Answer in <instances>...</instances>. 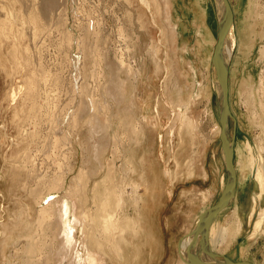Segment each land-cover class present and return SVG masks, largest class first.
Instances as JSON below:
<instances>
[{
  "label": "bare ground",
  "instance_id": "1",
  "mask_svg": "<svg viewBox=\"0 0 264 264\" xmlns=\"http://www.w3.org/2000/svg\"><path fill=\"white\" fill-rule=\"evenodd\" d=\"M258 1L249 0L246 4L244 0H227L232 12V25L229 27L225 37L223 57L224 62H228L226 81L227 105L231 115V118H228V140L229 142H232V164L235 173V187L233 198L229 204L230 207H226L228 212L231 210L229 212L230 215L219 220L218 216L221 214L222 210L219 211L213 222L207 228L206 245L214 254L215 252L222 255L230 253L236 255L242 253L241 251L243 250L237 248V240L243 235H246L248 242H251L260 234L264 237V207L261 206V203L264 201V163L261 157H259L258 167L256 171H254L255 159L253 147L250 143L249 137L245 133L246 127L248 128L250 126V117L249 115L247 116V122L239 119L238 130V121L236 119V131L235 136L233 137L231 135V127L229 123V119L232 120L234 117H232V112L235 114L239 113L237 111L238 104L241 107L249 104V98H253V113L255 115L254 117H256L257 103L255 93H258L261 97L259 106L264 114V71L259 73L257 79L254 68L257 62L253 61L256 55L257 42L264 39V30L262 23L260 22L262 16L260 13L259 15L257 13V9L261 6L257 7L258 3L256 4V2ZM139 2L146 9H149L150 4H148L147 0H139ZM154 2L157 4V13H160L162 18H166L165 21H167L168 33L165 35L167 38L168 36L170 37L166 42L169 46V51L175 55V47L177 45L175 39H179L183 36L182 31L187 27V20H184L178 14L179 7L177 6V0H162L161 4L158 0H154ZM53 3L57 7V4L54 1ZM71 3L75 4L74 0H71ZM215 3L217 7L221 9V0H196L193 3L194 8H192L193 17L191 22L197 35L196 41L191 50L196 57V66H199L203 71L201 74L204 81L202 83L203 85L200 84L195 87L194 96L199 97V101L201 102L205 101L207 107L204 108L202 112L198 113L196 118H190L187 111L190 109V105H193L195 102H192L193 104H187V101L184 104V87L179 84L175 85V81L173 80L171 82L169 81L171 83L170 88H172V91L174 92L173 94L170 93V109L175 110L176 91L177 97H179L178 108H184L185 110V112L182 111L183 114L181 113V115L183 116L182 118L187 119L186 126L195 127V124L197 126V123L198 125H201L199 123L203 121V116H208L214 127V133H210L211 138L213 137V134L220 137L221 133L219 118L217 120L215 115L217 113V107L214 109V104L212 103L213 100H215L216 103L214 92L216 94V90L219 87L216 83V72L214 67L213 78L211 79H215V82L209 80L208 72H205L203 69L204 67L207 69L208 65L212 63V51L214 50L213 48L216 43L217 10ZM213 7L215 15L211 12ZM51 8L52 7L49 9ZM52 9L54 10L56 8ZM209 12L211 13L213 20H215L214 26L210 23L212 19ZM236 13L238 14V17ZM48 15L51 14L48 13ZM52 15L54 17V14ZM59 15L58 18L60 19L61 17L60 20L63 21L64 17L62 18V15ZM45 20L46 19L44 18L43 21ZM87 20L90 19L88 18ZM239 20L241 21L239 22ZM63 22L62 24L65 25L66 22ZM52 23L55 24L54 22ZM77 26H79V24ZM142 26L143 28L145 27L144 25ZM96 27L97 28L94 27L92 21H89L85 26H81V28L79 27L80 31L78 28L79 33L77 36L72 34L67 28H64L63 30L65 36L63 46L69 48L68 50H70V46H73L74 48L73 52H68L65 49L66 52L63 55L65 56L67 63L66 76L68 77V81H66V91L67 93H70L72 101H69V105L67 101V108L63 113H53L49 110V112L52 113L48 114V116L50 115L48 132L51 130V133H53V147H58L60 145L68 146V148H66L68 153L57 152L58 154L56 155L59 157L63 156L67 161V166L65 169H61L60 166L62 165L59 166L60 163H57L56 167L58 166V169L53 172V176L48 180H45L47 173L42 167H40V169H38L39 167L36 168V163L31 160L33 165L31 164L32 166L29 170L33 173L35 188L33 191L29 192L32 205L30 202L29 205H23L22 212L23 210L26 211L25 208L36 206L34 212H37L36 219L38 227L36 228H38V230L34 235H30L27 231L28 228H30V224L22 225V219L15 222V225L13 226V236L16 233L15 235L18 236L19 239H26L27 247H21V251L24 249V252L26 253V256L22 257L24 259V261L22 260V264H101V261L109 260L116 256L118 258L122 256L120 258L130 260L129 255L132 252L128 255L127 248V246H130L128 243L129 236H136L135 238H132L133 240L137 238L139 241L141 240V244L138 246H140L139 250L142 251V254L148 247L149 243L148 238L145 236L146 231L143 227L142 210L148 206L149 201L153 202L152 197H154V193L158 191L160 185L163 184V179H168L169 177L173 178L171 170L168 171L167 169L161 171V168L157 167L158 165L156 166L155 164L148 163L149 161H146L144 154H142L143 150H141L143 148L142 143L149 137L148 132H151L153 133L152 135H154L164 123V117L162 116L163 113L161 114L162 101H160L159 98H157V101L154 103L151 101L152 82H154V78L150 72H148L149 70L147 71L145 65L146 56H151L150 59L153 61L155 72L162 70L160 66L161 61L159 62L158 58L159 42L156 43L151 40L149 44L147 43L146 50L143 51L141 55L138 53V58L134 54L135 56H132L133 60L127 62L118 60V64H115L112 63L113 61H109L107 57L108 55H105L108 48L105 52L103 51L104 53L102 52V55L99 54V42L102 44L99 36L102 31L98 29V26ZM140 34L141 33L136 31L134 33V41L136 44L140 41ZM161 35L163 36V34ZM234 38L235 41L236 39L239 41L240 54H237L236 58L232 60L233 55L231 56V51L233 46L237 43L235 42L234 44ZM126 47H128V43ZM131 51L136 53L135 45L131 47ZM258 54V61H263L264 46H260ZM87 55L91 58L90 65L87 63ZM172 64L175 68V60ZM192 71L195 74L197 70L193 68ZM44 72L45 71H43V73ZM40 73L42 74V72ZM173 73L175 74V69H173ZM41 76L42 75H40V77ZM181 76L184 75L182 74ZM40 77H38L39 80ZM57 78L59 79V76ZM189 78L185 77L184 79L188 81ZM59 83L61 82L59 81ZM164 90L165 89H163V91ZM21 92L22 87L20 86L12 91L9 96L12 104H15L17 97H19ZM152 114L153 121L151 122L150 117ZM171 132L168 133L169 136L172 134ZM48 136L50 135L47 134L46 140L48 139ZM47 141L51 143L49 139ZM196 141L197 140L195 139V142ZM206 141L207 140H205V142ZM48 142L45 143L46 146L44 145V150H46V147L47 149L49 148ZM76 146L82 149L83 160L80 162H82L81 164L83 165L78 167L77 174L70 178L72 180L68 181V176L75 173L74 169L76 165H74L75 163H73L74 161L72 160V157H74ZM202 146H204V143H202ZM42 151L40 153H42ZM262 152L264 151L262 150ZM43 155L45 156L44 153L41 156ZM53 155L55 156V154H52V156ZM37 157H40V155ZM45 157L48 158V155ZM222 159V157L220 159V156L216 154L210 167L211 172L207 173L206 169L203 168L202 177L211 182V187L209 190L201 193L202 207L197 214H194V218L191 219L192 221L189 223L190 226L188 230H186L184 238L179 241L180 243L178 242L177 252L179 256L177 255V264H196V261L199 260V258L196 259L198 257L197 251H195L193 255L190 252L193 236L189 234V231L192 226L194 227V225H196L199 215L209 207L215 205L224 189L226 183V169L225 165L222 164ZM46 161H48V159ZM56 161H58V159ZM118 161L121 163L119 166H117ZM27 168L26 170H28ZM92 181L94 182V185L90 187ZM127 187L129 188V191H126ZM141 190H144L143 195L140 194ZM26 193L28 195V191H26ZM48 195H52L53 197L47 199ZM90 202L94 206L93 210L89 208ZM208 202L211 203L207 205ZM37 207L39 208L37 209ZM255 216L257 217V220L254 222ZM18 217L20 218L22 215H18ZM52 227L53 234L56 236H53L54 238L52 239H55L54 241L57 244L54 247H48L46 245L47 243H50V241L48 242V239H46L45 236L46 231H51ZM1 228L2 230H0V234L5 235L6 237L1 246L4 251L8 249L9 243L7 242L8 240L10 241L11 238L9 230L8 228L6 229L4 224L1 225ZM9 228H12V226ZM21 228L23 230H21ZM247 228H250V230L247 231ZM113 235L114 238L112 239L111 236ZM110 238L112 241L114 240V242H111L109 240ZM199 239L200 236L198 235L197 240ZM108 242L114 243V247L105 250L106 247L111 245L109 243V245H106L105 247L104 244ZM213 242H216V247L212 245ZM176 244V239L170 241L168 243V248L176 250ZM141 245H143L142 248ZM248 253L249 250L246 249V254ZM201 256L205 261L216 263V259L210 258L204 254ZM136 257L138 256H133L134 259H137ZM120 258L119 260H121ZM219 258L220 256L217 255L218 261H223V258L226 257H223L222 260ZM142 261L141 264H144V260ZM15 262L9 261L8 258H4L2 264H20Z\"/></svg>",
  "mask_w": 264,
  "mask_h": 264
},
{
  "label": "rangeland",
  "instance_id": "2",
  "mask_svg": "<svg viewBox=\"0 0 264 264\" xmlns=\"http://www.w3.org/2000/svg\"><path fill=\"white\" fill-rule=\"evenodd\" d=\"M53 1L57 4V7L54 5ZM158 1L160 4L162 3V0ZM195 1L196 0H177V6L179 7L178 14L184 20H187V27H185L182 31L183 36L179 39H175V43L177 45L175 47L174 55V53L169 51V46L166 42V40L170 38L169 36L167 38L165 35L168 33L166 24L167 21H165L166 18H162L161 14L157 13V4L154 2V0H147L148 4H150L149 9H146L144 6H142L139 0H74L75 4H72L71 0H0V230H2L1 225L4 224L6 229L8 228L11 238H9L10 241L8 240L7 242L9 243L8 249L3 251L1 246L6 237L5 235L0 234V264H2L4 258H8L9 261H16L15 263L22 264L24 261L22 257L26 256V253L24 252L25 250L23 249V251H21V247H27L26 239H19L18 236L15 235V232L13 236L12 229H14L13 226L15 225V222L22 219V225L29 223L30 228H28L27 231L30 235H34V233H36L38 230V228H36L38 227V222L36 219L37 212H34L36 206L25 208L26 211L23 210L22 212L23 205H29V202L32 205L29 192L33 191L35 188L33 182L34 176L29 170L33 165L31 160L36 163V168L39 167L38 169H40V167H42V169L47 173L45 180H48L51 176H53V172L58 169V166L56 167L57 163H60L59 166L62 165L60 166L61 169H65L67 166V161L63 158V156L59 157L56 155L59 152L68 153V150L66 149L68 146L60 145L61 148L60 146L53 147V133H51V130L48 132L50 116H48V114H51L52 112L63 113L67 108V101L69 105V101L71 100L70 93H67L66 91V81H68V77L66 76L67 63L65 56L63 55L66 50L68 52H73L74 48L73 46H70V50H68L69 48H65L63 46L65 37L63 30L64 28H67V30L71 31L72 34L77 36L81 26H85L89 21L93 22L95 28L98 26V29L102 31L100 32L99 36L102 44L101 42H99V45L97 43L98 47L100 48L98 49L99 54L102 55V52H105L108 48L106 51L107 54L105 52V55H108L107 57L109 61H113L112 63L115 64H118V60H123L125 62L133 60L132 56L134 57L135 55L138 58L139 55H141V53L146 50V47L151 40L155 41L156 43L159 42L158 58L159 62L161 61L160 66L162 70L159 71L160 73L155 72L153 61L150 59L151 56H146L145 65L147 71L149 70L148 72H150L154 78V82H152L154 85L152 84L151 90V96L153 99L151 98V101L154 103L157 101V98L162 101L161 114L163 113L162 116L164 117V123L162 124L163 126L158 129V134L154 133V135H152L153 133L148 132L149 137L145 140V142L142 143L143 148L141 150H143L142 154H144L146 161H149L148 163L153 165L155 164L156 166L158 165L157 167H160L161 171H165L167 169L168 171L171 170L173 175V178L169 177L168 179H163V184L160 185L158 191H156L154 193V197H152L153 202L149 201L148 206L142 210L143 227L146 231L145 236L148 238L150 243H148L147 250H144L145 248L143 249L144 251L142 253V259L140 258V246H138L140 245L141 240L139 241L138 238L133 240L132 238H135L136 236H129L128 243L130 244V248L127 246L128 255L130 252L133 253H130L129 255L130 260H124L120 258L122 256L119 257L121 259L119 260V258L116 256L117 258L113 257L114 260L113 258L104 261L100 260L101 264H107V262L108 264H141V262H143L142 260H144V264H177L176 261L178 259V252L173 248L167 249L168 243L175 239L178 243L184 238L186 230H188L190 226L189 223L192 221L191 219L194 218V214H197L199 209L202 207L201 193L209 190L211 187V182L202 177L203 168L206 169L207 173L211 172L210 167L215 159V155L218 154L221 156L220 140L219 137L214 134L211 138V134L214 133V127L208 116H203V121L199 123L201 125H198L197 123V126L200 129L196 126V124L195 127L186 126L187 119L182 118L183 116L181 115V113L183 114L185 110L184 108H178L179 97H177L176 91L175 110L170 109L169 106L170 93H174L172 88H170V82L173 80L175 81V85L179 84L184 87L183 103L185 104L187 101V104L195 102L194 104L192 103L193 105H190V109L187 111L190 118H196L197 114L202 112L203 109L207 107V103L205 101L201 102L199 101V97L194 96L195 87L204 82L201 74L203 71L199 66H196V57L191 50L196 41L197 35V32L191 22L193 17L192 8H194L193 3ZM248 1L249 0H244L245 3ZM256 4L257 7L260 5L262 6L257 9V13L258 15L260 13L262 16L260 18V22L262 23L264 30V0H260L256 2ZM48 6L49 8H56L54 9L55 11L52 8L49 9ZM211 12L215 15L214 7L212 8ZM48 13L51 15H48ZM52 14H54V17ZM59 14L62 15V18L64 17L63 21L66 22V26L62 24L63 21L60 20L61 17L60 19L58 18L60 16ZM236 15L238 17L237 13ZM236 15L234 14L235 17ZM210 17L212 19L210 23L212 26H214L215 20H213L211 13ZM44 18L46 19L45 21H43ZM88 18L90 20H87ZM240 21L241 20H239V22ZM78 24L79 26H77ZM142 25L145 27L143 28ZM135 31L141 33V42L139 41L137 44L134 41ZM161 34H163V36ZM235 42L238 44H235ZM127 43L130 50L128 47H126ZM234 44L236 46L234 45L235 47L233 46L231 51V56L233 55L232 60L236 58L237 54H240L239 41L237 39L235 41V38ZM134 45L136 46V53L131 51V47ZM261 45L264 46V39L257 42L256 55L255 58L253 57L254 59L252 58L254 62H257L254 67L255 76L257 79L259 73L264 71V60L260 62L257 59L259 58L258 50ZM87 59V63L90 65L91 58L89 55H87ZM174 60L175 68L172 64ZM164 66L167 68L165 69ZM192 67L197 70L195 74L192 71ZM173 69H175V74L173 73ZM203 70L208 72L209 80L211 82H215V79H211L213 78L214 71L212 63L208 65L207 69L204 67ZM43 71L45 72L43 73ZM40 72H42V74ZM180 73L184 76H181ZM40 75L45 76L40 77ZM58 76L59 79H62L59 80L57 78ZM38 77H40V80ZM185 77L189 78L188 81L184 79ZM169 78L173 79L170 80ZM59 81L61 83H59ZM18 86L22 87V92L20 93L19 97H17L15 104H12V102H10L9 96L14 89H17ZM163 89L165 90L163 91ZM214 95L216 98V103L215 100H213L212 103L214 104L213 106L215 109L217 107V96L215 92ZM252 99L253 98H249V104L245 106L241 107L238 104L237 111L239 113L235 114L232 112V117L234 116V119H229V123L231 127V135L233 137L235 136L236 131V119L238 121V130L239 119L247 122V116L249 115L250 128L246 127L245 133L249 137L250 143L253 147L255 159L254 171H256L258 167L257 165L259 164V157H261L264 163V152H262V150L264 151V114L259 106L261 97L258 93H255L257 115L254 117L255 115L253 113ZM49 110L52 112H49ZM217 114L218 107L217 113L215 114L218 120ZM150 121H153V114L150 117ZM234 123L235 127L233 125ZM170 132L172 134L169 136L168 133ZM47 134L50 135L48 136V139L51 143L47 141L48 139L46 140ZM195 139L197 140L196 142ZM205 140L207 141L205 142ZM45 141L49 143L47 144L49 145V151L51 150L50 152L48 151L47 147L46 150H44L46 146ZM202 143H204V146H202ZM41 151L42 153H40ZM81 151L82 149L80 147H75L74 157H72V160L74 161L73 163L76 165L74 169L75 173L68 176V181L72 180L70 178L77 174L78 167L83 165L81 164L82 162H80L83 160ZM43 153L45 156L48 155V158H46L44 155L41 156ZM51 153L55 154V156L53 155L55 158ZM39 155L40 157H37ZM47 159L48 161H46ZM57 159L58 161H56ZM191 159L192 161L194 159L196 162H192ZM119 164L121 163L118 161L117 166H119ZM26 168L28 170H26ZM93 185L94 182L92 181L90 187ZM26 191H28V195ZM126 191H129L128 187L126 188ZM140 194L143 195L144 190H141ZM52 197V195H48L47 199ZM210 203L211 202H208L207 205ZM261 206L264 207V201L261 203ZM38 208L39 207H37V209ZM89 208L92 210L94 209V206L91 202L89 204ZM227 208L221 211V214L218 216L219 220L230 215L229 212L231 210L228 212ZM18 215H22V217L19 218ZM256 220L257 217L255 216L254 222ZM11 226L12 228H9ZM52 229L53 227L51 228V231H46L45 237L48 239V242L50 241V243H47L46 245L48 247H54L57 244L54 241L55 239H52L56 237L53 234ZM21 230L23 229L21 228ZM249 230L250 228H247V231ZM111 238L113 239L114 235L111 236ZM111 238L109 240L114 242V240L112 241ZM111 242L104 244L105 247L106 245H109V243L111 244L110 246L106 247L105 250L107 248L111 249L114 247V243ZM212 245L214 247L217 246L216 242H213ZM237 248L242 249V253L236 255L233 253L225 254L226 258L234 262L244 261L251 264H264V237L262 234L259 236L257 235L256 238L251 242H248L246 235H243L237 240ZM246 249L249 250L248 254H246ZM215 254L218 256L222 255H219L217 252H215ZM134 255L138 256L136 257L137 259H134L135 257L133 258ZM18 256L21 257L19 258ZM219 259L222 260V257L220 256Z\"/></svg>",
  "mask_w": 264,
  "mask_h": 264
},
{
  "label": "water",
  "instance_id": "3",
  "mask_svg": "<svg viewBox=\"0 0 264 264\" xmlns=\"http://www.w3.org/2000/svg\"><path fill=\"white\" fill-rule=\"evenodd\" d=\"M222 6L219 9L215 3L217 16V41L213 50L212 65L216 72V83L219 87L216 90L218 118L221 125L220 133V153L224 161L226 169V183L220 197L215 205L209 207L198 218L196 225L191 230L193 242L190 247V252L193 255L197 251L198 261L196 264H250L246 262H231L229 259L223 258V261H218L217 255L214 254L206 245L207 228L215 219L217 213L229 206L234 193L235 173L232 164L233 152L232 142L228 140V118H231L227 105V67L228 62H224L223 47L226 34L229 27L232 25V12L227 0H221ZM235 127V123L233 124ZM198 235L200 239L197 240ZM202 254L216 259V263L205 261Z\"/></svg>",
  "mask_w": 264,
  "mask_h": 264
},
{
  "label": "crops",
  "instance_id": "4",
  "mask_svg": "<svg viewBox=\"0 0 264 264\" xmlns=\"http://www.w3.org/2000/svg\"><path fill=\"white\" fill-rule=\"evenodd\" d=\"M221 157L222 156H220V159H221ZM222 161V163L224 164V162H223V159L221 160ZM224 166V165H223ZM193 228V227H192ZM192 228L190 229V231L189 232H191V230H192ZM186 234V233H185ZM188 235V234H187ZM180 243V242H179ZM140 244H141V242H140ZM177 246H178V243L176 244V251H177ZM143 247V245H141V248ZM167 249H168V246H167ZM146 250H147V248H146ZM142 252V251H141ZM220 255V254H219ZM179 256V255H178ZM222 258L223 257H226L225 255H220ZM141 259H142V254H141V257H140ZM228 259V258H227ZM232 261V260H231ZM234 262V261H233ZM242 262H244V261H242Z\"/></svg>",
  "mask_w": 264,
  "mask_h": 264
}]
</instances>
